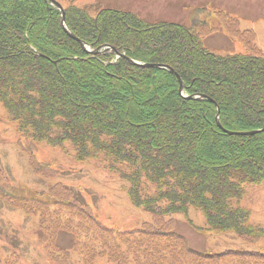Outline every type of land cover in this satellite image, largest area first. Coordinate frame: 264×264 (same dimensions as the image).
Listing matches in <instances>:
<instances>
[{
  "label": "trees",
  "instance_id": "obj_1",
  "mask_svg": "<svg viewBox=\"0 0 264 264\" xmlns=\"http://www.w3.org/2000/svg\"><path fill=\"white\" fill-rule=\"evenodd\" d=\"M65 13L79 41L45 0H0V103L18 145L59 149L77 164L107 170L148 219L131 229L103 225L93 205L66 186V166L41 162L63 189L49 184L30 197L9 187V206L22 217L50 216L51 203L65 218L62 225L58 218L52 226L41 223L51 261L67 263L71 252L57 245L61 227L75 237L80 264L101 258L109 264H264L256 250L197 252L173 229L174 216L195 209L212 235L264 241V226L241 205L250 187L264 183V131L230 134L264 129V52L256 39L238 35L243 52L222 56L204 45L203 21L152 24L115 9L95 17L76 7ZM227 16L234 30L238 22ZM83 43L94 50L110 45L125 57L114 62L110 50L91 55ZM130 60L173 68L189 99L181 96L177 75ZM27 154L31 161L33 152ZM7 253L13 263L14 250Z\"/></svg>",
  "mask_w": 264,
  "mask_h": 264
},
{
  "label": "rangeland",
  "instance_id": "obj_2",
  "mask_svg": "<svg viewBox=\"0 0 264 264\" xmlns=\"http://www.w3.org/2000/svg\"><path fill=\"white\" fill-rule=\"evenodd\" d=\"M63 8L59 10L63 18V26L74 39H79L66 27L65 9L76 7L85 9L92 17H95L104 9H115L122 12L133 13L141 16L149 23L176 22L184 25H191L193 20L200 22L202 34L208 36L206 47L210 52L222 56L234 55L243 52V38L238 35L246 33V38L256 39L257 45L264 52V0H55ZM54 8V6L51 5ZM55 9H57L55 7ZM250 9L252 13H247ZM58 10V9H57ZM259 10V11H258ZM64 13V15H63ZM230 16L237 20L232 23L235 26L228 27L224 16ZM227 16V19L230 18ZM209 22V24H206ZM228 23L230 21L228 20ZM205 39V38H204ZM246 40V39H245ZM205 41V40H204ZM247 41V40H246ZM205 45V42H204ZM84 49L91 55H102L108 50L115 52V60L125 57L119 49L110 45H105L98 50H94L85 43ZM138 67H145L144 64L134 63ZM169 72L177 75L175 70L165 66ZM158 69V68H156ZM172 73V72H171ZM178 77V75H177ZM179 79V78H178ZM182 96V95H181ZM182 97L189 99L185 94ZM200 98L201 97H197ZM195 99V98H193ZM0 103V264H8L6 254L9 250H14V264H80L82 256L73 248V237L62 231L60 227L57 245L62 248L70 249L67 263L60 261L52 262L49 258V251L41 239H46L45 232L39 231L41 223L55 225L58 218L61 225L65 222L54 210L51 203H47L49 215L28 214L22 217L15 212L14 206L10 207L11 195L9 187H14L16 194L20 196H35L41 189L47 190L54 185L58 190L63 189V185L55 184V178L46 168L39 166V163L55 161L66 166L62 171L67 180L66 186L73 187L80 193L87 204H92L94 213L99 221L108 227H125L131 229L139 226L143 220L148 219V215L136 209L117 187L116 183L110 179L107 170L96 165L82 166L77 164L71 154L61 152L59 149L43 147L39 144H28L21 146L17 144L19 136L16 132L14 122L8 117L7 112ZM219 116V115H218ZM220 119V116H219ZM221 127V124L219 125ZM33 152V159L27 153ZM78 165V167H76ZM84 170H81V169ZM117 177V176H115ZM54 179V180H52ZM53 183V184H52ZM6 190V191H5ZM54 191V192H55ZM10 198L6 199V196ZM40 195L37 197L39 198ZM43 201H49V197H43ZM243 207L251 210V218L254 223L264 226V183L250 187L244 201ZM91 207V206H90ZM54 213V214H53ZM21 217V218H20ZM174 232L183 236L191 249L197 252L221 253L228 249L232 250H256L264 253V241L259 244H247L234 237L233 235H212L206 228V220L203 213L199 210L191 209L188 216L179 214L174 216ZM77 240V238H76ZM81 239H79V242ZM82 243V242H80ZM55 246V242L53 241ZM45 248V249H44ZM73 249V250H72ZM10 255V254H9ZM7 261V262H6ZM99 264H109L105 258H101ZM93 264V263H91ZM97 264V263H95Z\"/></svg>",
  "mask_w": 264,
  "mask_h": 264
},
{
  "label": "water",
  "instance_id": "obj_3",
  "mask_svg": "<svg viewBox=\"0 0 264 264\" xmlns=\"http://www.w3.org/2000/svg\"><path fill=\"white\" fill-rule=\"evenodd\" d=\"M46 2H48V3H50L51 5H53L54 7H56L57 9H59V10H61V11H63V8H62V6L57 2V1H55V0H45ZM63 15H64V13H63ZM65 24V23H64ZM115 52H117L118 53V51H115ZM135 63V62H134ZM135 64H137V63H135ZM145 67H149V68H158V69H167V67H165L164 65H145ZM171 70V72L173 73V70L172 69H170ZM175 74V73H174ZM179 78V82H180V94L183 96V93H184V84H183V82H182V80L180 79V77H178ZM197 98V97H196ZM190 99H193V97H191ZM218 123H219V125H220V121H219V116H218ZM262 131H264V129L263 130H261V131H254V132H250V133H230L231 135H245V136H252V135H255V134H257V133H260V132H262Z\"/></svg>",
  "mask_w": 264,
  "mask_h": 264
},
{
  "label": "crops",
  "instance_id": "obj_4",
  "mask_svg": "<svg viewBox=\"0 0 264 264\" xmlns=\"http://www.w3.org/2000/svg\"><path fill=\"white\" fill-rule=\"evenodd\" d=\"M258 11H259V10H258ZM248 12H249V13H252V11H251L250 9H247V13H248ZM206 40H207V38H205V41H204V42H205V46H206Z\"/></svg>",
  "mask_w": 264,
  "mask_h": 264
},
{
  "label": "bare ground",
  "instance_id": "obj_5",
  "mask_svg": "<svg viewBox=\"0 0 264 264\" xmlns=\"http://www.w3.org/2000/svg\"><path fill=\"white\" fill-rule=\"evenodd\" d=\"M13 255H17L16 253H12ZM8 263V262H7ZM9 264H14V263H11V262H9Z\"/></svg>",
  "mask_w": 264,
  "mask_h": 264
}]
</instances>
